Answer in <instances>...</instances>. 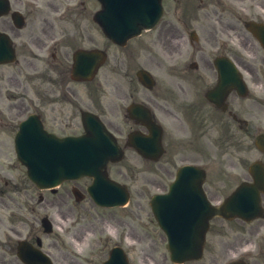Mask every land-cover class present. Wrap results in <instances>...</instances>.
<instances>
[{
  "label": "rangeland",
  "instance_id": "obj_1",
  "mask_svg": "<svg viewBox=\"0 0 264 264\" xmlns=\"http://www.w3.org/2000/svg\"><path fill=\"white\" fill-rule=\"evenodd\" d=\"M89 6L92 7L93 6V3L91 1H89ZM171 6V3L168 5V3L166 4V16L164 17V21L165 20H171L172 18V8L170 7ZM251 99H249L250 101ZM247 115V119L249 120V122L251 124H254L255 127H259L261 129H264V112H263V108H258L256 105L252 104L251 102H249L248 104V107L246 108V113ZM246 118V117H245ZM112 173L119 179L121 180H127L129 181L130 180V175L128 173H125L123 168H121L119 171L117 170V167L116 168H113L112 169ZM58 198L57 195H54V196H50V198ZM142 194H141V189H140V184L139 183H135L133 184V190H132V197H131V201L129 203V206L128 208L126 209H123V210H117V211H114V212H110V215H112V220H113V223L115 224V227H113L112 229H109V227H107L106 229L108 230H113V231H116L117 233L119 232V229L121 228V224H122V221H119V219H124L123 218V215L126 214L127 215V219H130L131 222L133 223H137L138 222V219L135 218V214L133 212H130V210H137L138 214H141L142 211H140L138 209V202L137 199L138 198H142ZM88 208H89V211L91 214H93L91 208L89 207V205L87 204ZM56 207H53L52 208V211L51 210H46L44 212H53L51 213L54 214L55 211H56ZM64 210V209H62ZM42 211V210H41ZM42 212V213H44ZM89 212L87 213L88 215L90 214ZM130 213V214H129ZM90 214V215H91ZM131 215V216H130ZM56 218V216H55ZM73 219V218H72ZM102 223V221H101ZM108 223V222H107ZM110 224H112V221H110ZM85 227H90L93 231H96L94 226L90 225V224H84ZM59 233H61V231H59ZM146 241H147V238H146ZM53 252L55 253V256L57 258L60 257V250L57 249L56 251L53 250Z\"/></svg>",
  "mask_w": 264,
  "mask_h": 264
}]
</instances>
